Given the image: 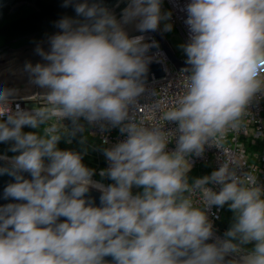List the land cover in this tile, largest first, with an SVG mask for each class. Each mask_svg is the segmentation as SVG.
<instances>
[{"label":"clouds","instance_id":"9594fccd","mask_svg":"<svg viewBox=\"0 0 264 264\" xmlns=\"http://www.w3.org/2000/svg\"><path fill=\"white\" fill-rule=\"evenodd\" d=\"M70 5L82 19L59 20L49 50L36 49L47 63L25 65L45 90L29 98L33 106L14 109L18 90H0V143L17 153L0 155L7 161L0 175L15 181L4 198L20 201L0 206V264H108L107 256L112 264H264V185L225 146L229 132L248 134L249 107L264 94V0L186 5L190 37L181 47L190 68L174 104L151 106L154 119L159 112L151 125L137 110L154 59L148 53L158 44L129 37L122 25L138 20L140 32L156 31L172 13H162L161 0H129L120 20L98 3L65 0ZM81 121L125 136L102 149L109 167L99 175L113 183L94 180L81 153L57 147L63 136L86 131ZM170 122L174 131L165 128ZM41 126L43 135L23 131ZM206 145L222 150L223 161L190 183L189 158ZM134 187L142 191L133 194ZM90 189L101 193V206L86 198ZM226 204L234 222L207 243L214 237L208 212ZM230 254L238 259L225 261Z\"/></svg>","mask_w":264,"mask_h":264},{"label":"water","instance_id":"95a60500","mask_svg":"<svg viewBox=\"0 0 264 264\" xmlns=\"http://www.w3.org/2000/svg\"><path fill=\"white\" fill-rule=\"evenodd\" d=\"M83 2V0H72V3ZM65 0H0V90L4 88L16 89L17 95L14 99L33 97L42 94L45 90L31 83L30 76L25 70V65L31 63H47L37 54V47L48 51L50 48L49 38L59 32L57 23L63 17H77L73 6H64ZM89 4L98 3L106 7L115 17L120 20L123 9L128 5L129 0H88ZM138 20L123 24L124 30L129 37L138 35L153 34L159 46L164 51L170 64L178 71L190 68L186 59L181 58L174 51L164 31L160 28L156 31L140 32L136 24ZM152 39H146L151 43ZM158 47L150 49V52ZM164 65L152 60L148 65V73L145 83L153 79L165 77ZM43 135L42 126L37 129ZM70 136H63L59 142H63ZM7 166V161L0 160V167ZM26 179H31L29 173H23ZM14 178L7 174L0 175V206L8 203H19L12 198H4V189L9 183H14ZM91 199L95 206H101V193L96 189H90L85 194ZM61 221L64 219L60 218ZM215 237L207 243H213ZM108 264H112V257L104 258ZM238 259L233 255L225 257V261Z\"/></svg>","mask_w":264,"mask_h":264},{"label":"built area","instance_id":"2783aa9c","mask_svg":"<svg viewBox=\"0 0 264 264\" xmlns=\"http://www.w3.org/2000/svg\"><path fill=\"white\" fill-rule=\"evenodd\" d=\"M191 0H161V7L165 10V12H171L172 16L170 22L172 24V28L179 32L185 42L187 44L189 42L190 32L188 26L185 24V20L187 18L186 13V5L190 3ZM146 39H152L157 42L153 34L144 35ZM158 44V42H157ZM153 56L155 61H159L164 65V69L166 72L165 77L161 79H153L150 82L145 83L146 92L140 98V107L137 110V118L143 119L147 125H151L153 123L159 122V112L156 113V118L154 119L153 113L149 110L153 104L156 102H162V107L167 105H172L175 103L178 95L182 93V85H183V75H187L188 73H182L181 71L176 70L168 61L164 51L158 44V49L148 53ZM156 91L157 95L153 96L151 93ZM30 97L27 98H19L14 99L12 107L15 109L16 105L19 104L22 109H30L33 106V102ZM34 99V97L32 98ZM264 94H257L256 99L249 107L250 119L251 122L248 125V134L246 135L243 131L229 132L226 141V147L233 152H235L238 156H243L244 163L246 164L244 167V171L249 170V168H254L257 172L258 182L261 185H264ZM85 123L84 121H81ZM64 123L71 128L70 121H64ZM87 126L88 133L92 137H94L99 147H95V151L97 156L99 157L100 164L97 170L99 174L100 170L106 169L109 167V162L103 154L102 149L105 147H109L123 139L125 136L122 135L119 131V128H107L105 130H101L99 125ZM177 125L175 123H168L165 128L166 130L174 131ZM43 130V126H42ZM254 132H258L261 135L256 136ZM71 137L66 139L67 142ZM72 140V139H71ZM107 140L108 144H104L103 141ZM176 147V138L174 137L168 144L167 150H174ZM191 170L190 172L201 166H208L210 171L217 170L220 164L223 161V153L222 150L216 147H208L205 146V152L202 156H191ZM203 176H196L189 180L191 183L196 178H202ZM107 178V177H105ZM214 188L218 186L210 185ZM222 212V208H218L213 206L209 212L208 216L210 221L213 223L215 220L219 219L220 214ZM215 237V236H214Z\"/></svg>","mask_w":264,"mask_h":264},{"label":"trees","instance_id":"16d2710c","mask_svg":"<svg viewBox=\"0 0 264 264\" xmlns=\"http://www.w3.org/2000/svg\"><path fill=\"white\" fill-rule=\"evenodd\" d=\"M163 3H161L162 5ZM174 29L172 31L164 32L167 39L170 38L171 34L173 33ZM86 131L84 133H78L75 137H71V142H58L57 147L61 150H72L76 151L82 154L83 159L82 162L85 164V166L94 169L95 174L93 179L97 181H101L105 185L113 183L109 178H102L97 173L100 160L99 157L96 154L95 147H99V144L97 140L89 135L87 126H85ZM23 131H36L38 133L37 129H31L29 127H25ZM39 134V133H38ZM86 136L87 140L84 143H81V137ZM11 147L10 143H0V155H8L13 156L17 153H12L9 151V148ZM211 171L208 166H201L198 168L193 169L191 172L188 173L189 180L196 176H206L210 175ZM142 191V189L135 190L133 189V194H136L137 192ZM234 222V213L228 208V205H224L222 207V212L220 214L219 219L215 220L213 222V230L216 234L224 236L225 232L230 229ZM244 247L251 249L253 247L252 244L245 245Z\"/></svg>","mask_w":264,"mask_h":264},{"label":"rangeland","instance_id":"374dc122","mask_svg":"<svg viewBox=\"0 0 264 264\" xmlns=\"http://www.w3.org/2000/svg\"><path fill=\"white\" fill-rule=\"evenodd\" d=\"M161 11L162 13L165 12V10L161 7ZM165 23H171L170 20L168 21H162L161 24H160V28L163 30L164 28V24ZM173 30V28H172ZM171 30V31H172ZM165 32V31H164ZM170 45L172 46V48L174 49V51L177 53V55L181 58H184V59H187L184 51H183V48L181 47L182 45L185 44L181 34L179 32H177L176 30L173 31V33L171 34L170 38L168 39ZM263 105H264V101H263ZM135 190H138L139 188H133ZM214 236L215 237H220L221 239L224 238V236L222 235H218L214 232ZM232 255V254H231ZM234 256V255H233ZM236 257V256H235ZM238 258V257H237Z\"/></svg>","mask_w":264,"mask_h":264}]
</instances>
